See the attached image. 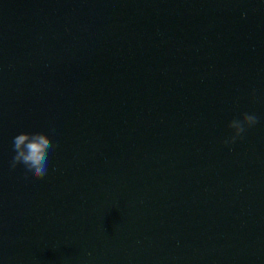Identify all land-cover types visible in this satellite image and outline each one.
<instances>
[{
    "label": "water",
    "instance_id": "obj_1",
    "mask_svg": "<svg viewBox=\"0 0 264 264\" xmlns=\"http://www.w3.org/2000/svg\"><path fill=\"white\" fill-rule=\"evenodd\" d=\"M0 264H264V0H0Z\"/></svg>",
    "mask_w": 264,
    "mask_h": 264
},
{
    "label": "clouds",
    "instance_id": "obj_2",
    "mask_svg": "<svg viewBox=\"0 0 264 264\" xmlns=\"http://www.w3.org/2000/svg\"><path fill=\"white\" fill-rule=\"evenodd\" d=\"M258 122L259 118L251 113H243L239 118L232 119L227 125L231 135L225 139V145L234 144ZM12 146L15 153L11 160L13 169L19 166L22 175L28 180H40L46 176L49 153L55 149V145L48 135L44 133H20L13 137Z\"/></svg>",
    "mask_w": 264,
    "mask_h": 264
}]
</instances>
